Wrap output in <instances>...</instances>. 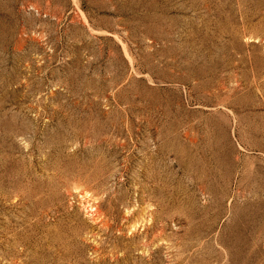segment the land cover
I'll use <instances>...</instances> for the list:
<instances>
[{"label": "rangeland", "instance_id": "obj_1", "mask_svg": "<svg viewBox=\"0 0 264 264\" xmlns=\"http://www.w3.org/2000/svg\"><path fill=\"white\" fill-rule=\"evenodd\" d=\"M0 264H264V0H0Z\"/></svg>", "mask_w": 264, "mask_h": 264}, {"label": "bare ground", "instance_id": "obj_2", "mask_svg": "<svg viewBox=\"0 0 264 264\" xmlns=\"http://www.w3.org/2000/svg\"><path fill=\"white\" fill-rule=\"evenodd\" d=\"M129 212V211H128ZM140 214V213H139ZM97 215V214H96ZM94 216V215H93ZM141 221V220H140ZM133 227V226H132Z\"/></svg>", "mask_w": 264, "mask_h": 264}]
</instances>
